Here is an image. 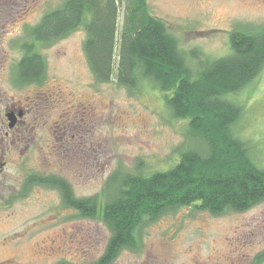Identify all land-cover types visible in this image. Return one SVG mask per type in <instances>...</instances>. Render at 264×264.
Returning <instances> with one entry per match:
<instances>
[{
	"label": "rangeland",
	"instance_id": "1",
	"mask_svg": "<svg viewBox=\"0 0 264 264\" xmlns=\"http://www.w3.org/2000/svg\"><path fill=\"white\" fill-rule=\"evenodd\" d=\"M61 0H1L0 90L11 97L47 94L46 105L29 117L40 126L21 145L0 144L7 163L0 176V264H93L104 252L109 230L97 218H81L62 205L60 193L33 185L20 195L30 170L65 179L77 196L100 194L115 170L144 173L169 168L191 138L186 120L173 118L151 82L134 89L96 82L86 62L84 30L77 28L50 44H38L46 69L42 86L13 89L9 69L20 56L18 43L41 14ZM164 20L195 70L196 59L229 52V33L264 26V0H146ZM120 6L119 26L123 20ZM241 114L231 126L250 159L264 166V67L229 97ZM45 103V102H44ZM44 112V113H43ZM59 124L62 137L54 126ZM52 172V173H49ZM22 185V186H21ZM134 248L124 247L107 264H264V201L244 211L212 214L192 205L169 210L139 227Z\"/></svg>",
	"mask_w": 264,
	"mask_h": 264
},
{
	"label": "trees",
	"instance_id": "2",
	"mask_svg": "<svg viewBox=\"0 0 264 264\" xmlns=\"http://www.w3.org/2000/svg\"><path fill=\"white\" fill-rule=\"evenodd\" d=\"M15 1V0H11ZM1 2V0H0ZM120 6L123 20L120 28ZM82 28V50L96 82L112 77L134 89L151 82L162 93L173 118L186 120L191 138L169 168L144 173L115 170L103 197L77 196L61 177L31 173L24 195L34 184L54 187L62 205L81 218H97L109 230L103 254L93 264L111 262L124 247H135L136 230L163 213L192 205L212 214L244 211L264 201V166L250 159L245 143L231 126L241 114L239 102L229 98L248 85L264 67V26L230 31L229 52L196 59L195 70L161 18L148 10L146 0H61L46 9L26 30L20 56L9 69L16 83L44 77L46 61L38 44H50ZM264 258V251L257 260ZM57 264H71L65 261Z\"/></svg>",
	"mask_w": 264,
	"mask_h": 264
},
{
	"label": "flooded vegetation",
	"instance_id": "3",
	"mask_svg": "<svg viewBox=\"0 0 264 264\" xmlns=\"http://www.w3.org/2000/svg\"><path fill=\"white\" fill-rule=\"evenodd\" d=\"M8 84L10 87L16 90L29 88L31 86L40 87L43 83V78L38 80H31L26 83H16V79L14 75L11 74L8 76ZM47 94H44V91L38 90L34 91V95L21 97L19 99L10 98L8 99L6 93L0 90V144L14 147L17 145H21L25 140V134L30 133L33 129L42 125L41 120H36V118H31L29 115L31 112L37 108L41 110L42 104L46 105ZM45 102V103H44ZM44 113V112H43ZM59 124H56L54 127L55 135L62 137L61 128H59ZM5 153L2 151L0 153V176L4 173V166L7 163L5 159ZM27 176L31 175V173H43L36 170H30ZM52 173V172H49ZM41 175V174H40ZM26 176V178H27ZM53 177H59L55 175H49ZM26 178L22 181V185L25 183ZM21 185V186H22ZM38 185V184H34ZM40 185V184H39ZM45 186V185H44ZM50 188L56 190L54 187L49 186ZM19 188V192H20ZM23 191V189H22ZM103 254V253H102ZM116 258V257H115ZM114 258V259H115ZM113 259V260H114ZM110 263V262H109Z\"/></svg>",
	"mask_w": 264,
	"mask_h": 264
}]
</instances>
